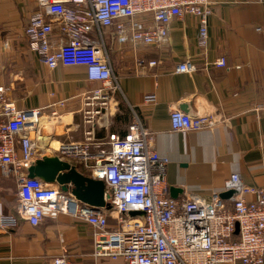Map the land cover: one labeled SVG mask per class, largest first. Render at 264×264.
<instances>
[{"label":"built area","instance_id":"obj_1","mask_svg":"<svg viewBox=\"0 0 264 264\" xmlns=\"http://www.w3.org/2000/svg\"><path fill=\"white\" fill-rule=\"evenodd\" d=\"M256 1L264 4V0ZM36 2L38 8L24 30L30 49L50 69L84 66L88 81L95 84L82 95L84 138L66 139L47 150L84 174L103 180L111 209L93 207L62 191L57 183L28 176V168L46 155L38 147L42 137L38 118L61 123L67 99L18 109L8 88L0 85V174L13 179L17 187L15 212L0 214V230H12L21 221L37 227L46 217L64 214L91 228L95 257L122 264H264V187L250 186L239 173H233L221 189L207 196L186 193L173 198L167 184L170 160L154 148L137 114L124 135L111 131L105 137L97 135L100 123L108 128L121 90L105 49V30L111 29L119 42L131 40L135 47L160 46L170 37L171 22L190 14L198 20V46L207 51L215 0ZM56 36L57 43L53 41ZM144 63L137 58L138 65ZM156 64L148 62L149 66ZM215 65L227 67L226 57L217 58ZM195 69L190 60L176 65L180 73ZM45 109H50L47 116ZM170 122L174 130L187 132L212 128L217 119L173 109ZM229 190L237 192L232 202L221 197ZM133 211L144 215H132ZM111 218L116 228H111ZM46 264L76 263L62 255Z\"/></svg>","mask_w":264,"mask_h":264},{"label":"crops","instance_id":"obj_2","mask_svg":"<svg viewBox=\"0 0 264 264\" xmlns=\"http://www.w3.org/2000/svg\"><path fill=\"white\" fill-rule=\"evenodd\" d=\"M37 8L36 0H0V85L8 88L18 109L67 99L53 144L82 140L86 128L82 95L95 84L88 81L84 66L50 69L30 49L24 30ZM169 29L170 37L160 46L137 47L131 40L119 42L111 29L105 30V49L121 90L108 128L97 126L98 137L107 131L124 135L137 114L154 148L170 160L168 194L172 197V187L179 189L173 198L186 193L207 196L221 189L233 173L250 186L264 187V4L215 0L207 51L198 46L196 17L186 14L173 20ZM221 56L227 67L215 65ZM138 57L145 60L142 66ZM185 60L196 69L176 72V65ZM149 61L157 64L149 66ZM173 109L192 117L212 115L217 123L178 132L170 122ZM49 113L44 110L45 116ZM16 190L14 180L0 174V214L15 212ZM110 226L116 228L114 218ZM62 255L76 264H122L95 257L91 228L64 214L46 217L37 227L21 221L12 230H0V264H46Z\"/></svg>","mask_w":264,"mask_h":264},{"label":"water","instance_id":"obj_3","mask_svg":"<svg viewBox=\"0 0 264 264\" xmlns=\"http://www.w3.org/2000/svg\"><path fill=\"white\" fill-rule=\"evenodd\" d=\"M29 177H38L45 182L57 183L64 192H71L77 199L88 203L93 207H106L111 209V204L106 201L105 182L95 179L81 172L70 161L55 155H44L38 158L28 168ZM173 195L178 188L172 187ZM236 190L223 192L221 197L225 200H233ZM132 215H144L141 211H133ZM239 232V224H236V234Z\"/></svg>","mask_w":264,"mask_h":264},{"label":"rangeland","instance_id":"obj_4","mask_svg":"<svg viewBox=\"0 0 264 264\" xmlns=\"http://www.w3.org/2000/svg\"><path fill=\"white\" fill-rule=\"evenodd\" d=\"M43 118L45 119V117ZM44 121L46 123L40 126L42 136L49 137V139L52 142L55 141V139L57 140L58 139V136H56L57 131H58L57 127L59 128L63 123H58V122L55 123L54 121L47 122L48 121L47 118ZM51 141H49V145L45 148H44V143L42 142V140H41V143H38V147L41 149V152L45 153L46 155H50V156L52 155V152L47 149L49 148V146H51L50 144Z\"/></svg>","mask_w":264,"mask_h":264},{"label":"bare ground","instance_id":"obj_5","mask_svg":"<svg viewBox=\"0 0 264 264\" xmlns=\"http://www.w3.org/2000/svg\"><path fill=\"white\" fill-rule=\"evenodd\" d=\"M45 119H46V117H45ZM44 118H38V122H39V125L41 126V125H43V124H45L46 122L44 121L45 120ZM69 121V120H68ZM41 140H42V142L44 143V148L46 147V146H48L49 145V141H51L50 139H49V137H46V136H42L41 137ZM50 144H51V146L53 147H55V148H57L58 146H59V144H58V146L56 145V143H55V145L53 144V142L51 141L50 142Z\"/></svg>","mask_w":264,"mask_h":264}]
</instances>
